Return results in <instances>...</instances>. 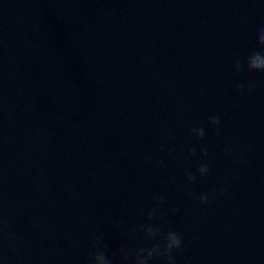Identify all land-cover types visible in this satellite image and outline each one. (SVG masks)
<instances>
[{"label":"water","instance_id":"95a60500","mask_svg":"<svg viewBox=\"0 0 264 264\" xmlns=\"http://www.w3.org/2000/svg\"><path fill=\"white\" fill-rule=\"evenodd\" d=\"M262 28L264 0H0V264H87L101 234L120 264L160 195L175 264H264Z\"/></svg>","mask_w":264,"mask_h":264},{"label":"clouds","instance_id":"9594fccd","mask_svg":"<svg viewBox=\"0 0 264 264\" xmlns=\"http://www.w3.org/2000/svg\"><path fill=\"white\" fill-rule=\"evenodd\" d=\"M256 43L257 46L264 48V28L260 29L257 33ZM245 63L248 71L264 72V52H253L247 57ZM234 71L236 73L241 71V63L239 61L234 65ZM243 87L244 85L242 84L237 85L236 91H241ZM248 87L249 90H251L253 85L250 84ZM208 124L215 129V133L219 135L220 129L217 126L220 124V118L218 116H213L208 120ZM204 135L205 131L202 127L192 128L189 132V136L194 137L197 142L202 141ZM228 151L234 152L235 149L229 148ZM194 155L195 149H189L188 157ZM200 155L201 157H206L208 155L207 147H201ZM161 163V161H157L158 165ZM209 171L210 168L207 163L201 164L197 168L195 175L192 173H186L185 182L187 184H192L196 181L197 176L203 178L209 174ZM165 199L166 197L163 195L153 196L154 207L147 212V222L141 224L138 229L131 230L132 232L138 231L142 234L140 237L142 243L152 244L153 241L157 240L158 242L152 244L151 247L137 246L135 248H121L118 253L120 256V264H129V262L130 264H149L153 259H161L163 264H175L173 253L182 250L183 238L177 231L172 229H169L166 233L162 234L161 228L156 223L163 219L162 214H160V206L165 202ZM208 201L209 194L207 193H203L198 197V202L201 207L205 206ZM0 231H3L2 227H0ZM102 239V234L97 235L92 239L90 247L93 249V252L88 256L87 264H113V258L108 257L103 250H99Z\"/></svg>","mask_w":264,"mask_h":264}]
</instances>
